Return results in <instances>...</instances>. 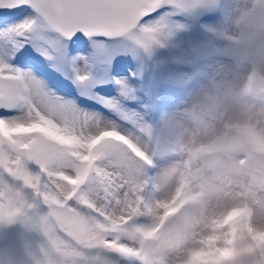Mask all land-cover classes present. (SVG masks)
<instances>
[{"label":"snow or ice","instance_id":"6c2138e0","mask_svg":"<svg viewBox=\"0 0 264 264\" xmlns=\"http://www.w3.org/2000/svg\"><path fill=\"white\" fill-rule=\"evenodd\" d=\"M199 3L0 0V223L25 217L37 202L46 206L35 223L48 245L44 264H138L134 242L162 219L143 197L135 161L148 158L133 133L75 97L99 103L135 131L141 126L114 101L79 91L88 83L84 73L72 80L74 97L53 53L78 43L77 33L147 50L158 42L166 9Z\"/></svg>","mask_w":264,"mask_h":264},{"label":"clouds","instance_id":"9594fccd","mask_svg":"<svg viewBox=\"0 0 264 264\" xmlns=\"http://www.w3.org/2000/svg\"><path fill=\"white\" fill-rule=\"evenodd\" d=\"M212 2L225 58L156 132L136 130L143 197L162 217L134 242L138 264H264V0Z\"/></svg>","mask_w":264,"mask_h":264},{"label":"rangeland","instance_id":"374dc122","mask_svg":"<svg viewBox=\"0 0 264 264\" xmlns=\"http://www.w3.org/2000/svg\"><path fill=\"white\" fill-rule=\"evenodd\" d=\"M182 2L191 4L192 0ZM165 12L168 14L157 21L162 26L158 42L147 50L124 38H86L77 33L78 43L69 41L54 52V58L68 75L65 84L73 96L78 89L72 80L77 73H84L88 83L79 91L114 101L139 126L156 132L162 115L182 108L188 90L202 81L209 66L226 56L216 38L222 27V8L212 0H200L196 7ZM75 98L82 108L120 124L136 138L130 124L99 103ZM142 174L150 178L152 172L144 170ZM47 211L46 206L37 202L28 214L29 219L0 223V264H38L43 260L48 245L35 223Z\"/></svg>","mask_w":264,"mask_h":264}]
</instances>
